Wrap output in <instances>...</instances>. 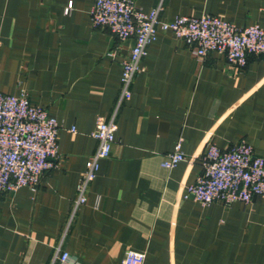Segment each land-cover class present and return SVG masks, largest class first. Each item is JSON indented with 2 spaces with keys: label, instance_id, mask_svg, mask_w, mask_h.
Returning <instances> with one entry per match:
<instances>
[{
  "label": "crops",
  "instance_id": "0c3cea01",
  "mask_svg": "<svg viewBox=\"0 0 264 264\" xmlns=\"http://www.w3.org/2000/svg\"><path fill=\"white\" fill-rule=\"evenodd\" d=\"M94 1L0 0V93L25 91L61 126L37 193L0 198V264H61L62 252L67 264H123L127 251L144 253V264H264V198L225 207L182 197L208 142L227 150L245 141L264 158V58L250 57L243 70L217 53L198 63L159 33L119 103L120 63L133 41L91 26ZM133 1L144 12L161 4L162 21L210 15L264 28V0ZM111 119L110 157L74 212L97 149L90 135ZM177 143L186 161L167 171L161 162Z\"/></svg>",
  "mask_w": 264,
  "mask_h": 264
},
{
  "label": "built area",
  "instance_id": "2783aa9c",
  "mask_svg": "<svg viewBox=\"0 0 264 264\" xmlns=\"http://www.w3.org/2000/svg\"><path fill=\"white\" fill-rule=\"evenodd\" d=\"M71 9L72 3H68L64 14ZM161 11V4L144 12L133 0L94 1L89 12L91 26L108 31L121 43L133 41L120 63L119 103L131 97L130 86L141 70L140 62L159 33H171L198 63H203L210 53H217L229 66L243 70L250 57L264 58V28L258 25L236 27L210 15L178 16L167 22L160 20ZM60 129L58 121L43 107L32 104L25 91L19 89L14 95L0 93V198L21 188L37 193L44 174L53 168L52 162L58 157ZM70 132L75 133V129L72 127ZM115 132L113 119L97 120L90 135L97 142V149L89 157L76 187L74 212L85 204L86 192L97 176L99 162L110 157ZM185 161L181 144L177 143L165 156L161 167L170 171ZM200 164L201 174L185 188L183 199H191L202 206L219 202L229 207L234 203L248 205L255 198H264V158L255 156L252 146L245 141L227 150L208 142ZM145 258L142 252L127 251L123 264H144ZM56 259L67 264L70 255L62 252Z\"/></svg>",
  "mask_w": 264,
  "mask_h": 264
}]
</instances>
